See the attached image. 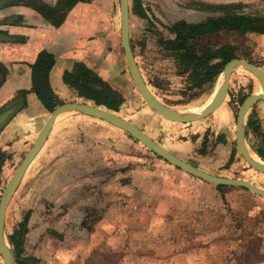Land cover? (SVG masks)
<instances>
[{
	"label": "rangeland",
	"instance_id": "rangeland-1",
	"mask_svg": "<svg viewBox=\"0 0 264 264\" xmlns=\"http://www.w3.org/2000/svg\"><path fill=\"white\" fill-rule=\"evenodd\" d=\"M140 1L148 19L131 13L129 37L145 82L166 105L200 107L211 88L190 89L187 74L179 71L160 38L173 37L168 27L178 20L194 23L211 14L194 8L193 0ZM202 1L242 2L248 5L243 12L264 14V0ZM230 39L219 34L204 41ZM241 42L236 58L264 67V35L249 34ZM117 73L111 66L108 75L123 102L110 111L203 171L264 188V174L249 166L235 146L240 98L260 89L249 71L234 69L223 102L189 123L152 112L131 78L123 81L114 77ZM62 100L81 99L73 94ZM49 141L40 154L51 147L52 153L31 162L5 211V234L9 241L18 230L22 264H264L263 196L242 187L217 188L188 175L124 130L88 115H61ZM81 149L87 153L79 154ZM70 150L89 154V159L70 157ZM63 155L67 158L56 160ZM20 161L1 168L0 196Z\"/></svg>",
	"mask_w": 264,
	"mask_h": 264
},
{
	"label": "crops",
	"instance_id": "crops-1",
	"mask_svg": "<svg viewBox=\"0 0 264 264\" xmlns=\"http://www.w3.org/2000/svg\"><path fill=\"white\" fill-rule=\"evenodd\" d=\"M43 1L49 5H54L58 0ZM129 4L131 5L130 0ZM131 13L130 10L129 26ZM16 15L21 16V21H10V17ZM0 30L7 32L8 35L23 38V40L14 41L11 39L0 40V63L8 69L6 79L0 86V113L10 107L14 109L12 116L0 125V152L6 156L1 162L0 168L16 160L20 161L24 157L50 113L44 108L35 93L29 91L32 86L30 65L35 62L41 51H47L53 55L54 63L49 73V79L53 90L60 99L68 98V95L73 94L76 96L75 91L63 81V73L70 71L77 62L92 69L111 88H113L112 85L114 86L111 76L108 75L111 66L114 67L115 71L121 72L114 77L123 79V81L125 79L130 83L131 76L129 71H126V60L120 43L118 0H77L67 11L63 22L58 26L52 25L41 14L28 6H7L0 9ZM261 68L264 70V67ZM21 90L29 92L23 96L20 94ZM255 105H257L256 118L259 120L261 129L264 130V99L257 101ZM254 106L251 112L254 111ZM54 124L33 161L39 156L48 157V151L50 154L52 153L53 148L51 147L50 150L46 148L47 151L42 156L40 154L49 141ZM251 136V133L249 137L245 134L248 145ZM73 149L71 150L73 151ZM97 149L99 150L98 147ZM71 150L69 152L71 154L68 156L83 159V162L87 158L89 159V154H85L87 152L83 149L79 151V154L85 152L81 156H77L78 152L72 154ZM252 152L254 151L252 150ZM57 153L59 152L54 155ZM256 156L264 160L257 154ZM66 158L63 155L60 158L56 157V160ZM98 160L102 162L101 158ZM54 161L55 158L48 162L53 163ZM172 166L183 171L174 165ZM184 173L187 172L184 171ZM82 262L81 264H84Z\"/></svg>",
	"mask_w": 264,
	"mask_h": 264
},
{
	"label": "trees",
	"instance_id": "trees-1",
	"mask_svg": "<svg viewBox=\"0 0 264 264\" xmlns=\"http://www.w3.org/2000/svg\"><path fill=\"white\" fill-rule=\"evenodd\" d=\"M76 1L58 0L56 4L49 5L43 0H0V9L12 5H25L37 11L52 25L58 26ZM193 5L194 8L211 15L199 22L189 23L185 20H178L172 23L168 30L173 37L160 38V42L175 60L179 71L187 74L190 89L201 90L205 86L212 89L226 62L240 57L236 49L239 44H243L241 41L249 34H264V14L243 12L242 9L248 5L242 2L211 3L193 0ZM130 10L133 14L148 19V14L140 0H131ZM10 21L20 22L21 16L10 17ZM219 34H224L231 39L223 42L204 41L205 38L217 37ZM1 39L23 40L22 37L8 35L3 30H0ZM130 45L133 50L131 42ZM249 62L260 64L250 60ZM53 63V55L47 51H41L35 62L30 65L32 86L29 91L35 93L48 112L63 103L50 83L49 73ZM7 73L8 69L0 63V86L5 81ZM63 81L75 91L78 98L92 101L109 110H118L123 102V97L119 92L111 88L107 82L83 63L77 62L70 71H64ZM29 91L21 90L20 94L25 96ZM247 95L249 93L243 94L240 101H243ZM250 133L255 138L254 142L250 141L251 149L264 159V130L261 129L254 111L249 113L246 120L245 134L249 137ZM204 144L205 141L202 142L203 146ZM234 153L235 149L232 150L226 165L231 163ZM5 157L4 153L0 152V166ZM221 187L223 185H217V188ZM260 213L263 214L264 211ZM9 242L13 246L16 264H22V259H20L22 246L18 230L9 235Z\"/></svg>",
	"mask_w": 264,
	"mask_h": 264
},
{
	"label": "water",
	"instance_id": "water-1",
	"mask_svg": "<svg viewBox=\"0 0 264 264\" xmlns=\"http://www.w3.org/2000/svg\"><path fill=\"white\" fill-rule=\"evenodd\" d=\"M119 4V18H120V43L123 49V53L126 60L127 69L133 80L135 87L142 96L143 100L147 104L148 108L156 113L157 115L163 117L166 120L179 122V123H189L197 121L207 117L212 113L224 100L227 95V90L229 86V79L232 71L236 68L242 67L249 71L258 81L261 88V92L251 93L247 95L239 106L236 126H235V146L242 158L251 166L254 170L264 174V162L256 160L253 158V153L246 141L245 137V125L249 112L251 111L254 104L264 99V70L246 59L242 58H232L226 62L221 73L219 74L218 87L215 92V96L212 98L211 102L206 105L202 110L198 112H193L189 114H178V108L171 107L169 105L161 102L149 89L147 83L145 82L137 61L135 59L133 50L130 45L129 37V12L130 4L129 0H118ZM63 102L62 104L56 106L48 115L47 119L41 126L37 135L35 136L32 145L25 153L24 157L21 159L20 163L16 167L12 177L5 185L1 196H0V256L2 258L3 264H16L15 255L13 248L7 240L5 234V211L6 208L16 192L26 170L28 169L31 162L34 160L36 155L41 150L44 145L48 134L55 122V120L61 115L68 113H78L83 115H88L101 120H104L131 135L134 139L139 141L146 148L151 150L154 154L169 162L170 164L176 166L177 168L197 177L204 181L213 183L215 185L223 186H237L245 188L252 193L264 197V188L258 187L248 180L241 178H230L217 176L209 174L200 168L180 159L179 157L172 154L169 150L164 148L162 145L154 141L149 137L144 131L137 127L132 122L124 119L113 111L109 109H104L101 106L94 104L92 101L84 100ZM14 113L12 107L3 110L0 113V125L4 123L9 117ZM40 173V172H39ZM37 173L33 180L39 175Z\"/></svg>",
	"mask_w": 264,
	"mask_h": 264
},
{
	"label": "bare ground",
	"instance_id": "bare-ground-1",
	"mask_svg": "<svg viewBox=\"0 0 264 264\" xmlns=\"http://www.w3.org/2000/svg\"><path fill=\"white\" fill-rule=\"evenodd\" d=\"M218 87V80L215 82L213 88L210 90V95L208 96V98L206 99V101L200 105V107H194V108H185V109H179L177 110V113L179 114H189V113H193V112H198L200 110H202L206 105H208L212 98L215 96V92L217 90ZM261 92V88L259 89V91L257 93ZM225 115H221V120L224 121L225 120ZM253 158H255L256 160L262 161L261 159H259L254 153H251Z\"/></svg>",
	"mask_w": 264,
	"mask_h": 264
}]
</instances>
